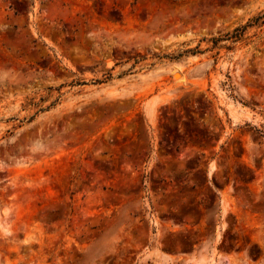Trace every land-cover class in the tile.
I'll return each mask as SVG.
<instances>
[{"label": "rangeland", "instance_id": "rangeland-1", "mask_svg": "<svg viewBox=\"0 0 264 264\" xmlns=\"http://www.w3.org/2000/svg\"><path fill=\"white\" fill-rule=\"evenodd\" d=\"M263 14L0 0V264H264Z\"/></svg>", "mask_w": 264, "mask_h": 264}, {"label": "trees", "instance_id": "trees-1", "mask_svg": "<svg viewBox=\"0 0 264 264\" xmlns=\"http://www.w3.org/2000/svg\"><path fill=\"white\" fill-rule=\"evenodd\" d=\"M264 19V14L262 16L256 17L254 19H252L251 21L247 22L244 26H241L239 28H236L235 30H233V32L231 34L227 33L225 34L222 38H212L210 40V42L212 43V46L210 47V50L216 49L219 46L220 42L223 41H229V42H237L242 38V35L244 33V31L248 28V27H252L255 26L257 24H262V20ZM198 53L197 50H187L184 51L181 54H178L176 56H166V58L169 59H179L181 56L185 55V54H196ZM110 79V75H108V77H106L105 80H109Z\"/></svg>", "mask_w": 264, "mask_h": 264}, {"label": "bare ground", "instance_id": "bare-ground-1", "mask_svg": "<svg viewBox=\"0 0 264 264\" xmlns=\"http://www.w3.org/2000/svg\"><path fill=\"white\" fill-rule=\"evenodd\" d=\"M175 77H179V74L178 73H175Z\"/></svg>", "mask_w": 264, "mask_h": 264}]
</instances>
